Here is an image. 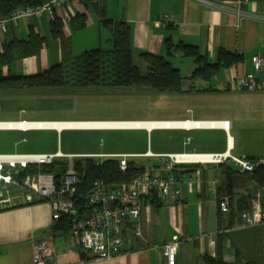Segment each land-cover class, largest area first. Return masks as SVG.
Instances as JSON below:
<instances>
[{
    "label": "crops",
    "instance_id": "0c3cea01",
    "mask_svg": "<svg viewBox=\"0 0 264 264\" xmlns=\"http://www.w3.org/2000/svg\"><path fill=\"white\" fill-rule=\"evenodd\" d=\"M215 3L216 0H105V11L108 18L122 20L130 25L133 53L148 51L162 54L163 39L171 37L174 43L181 40L196 45L210 61H213L219 48L242 54L240 62L219 71L218 84L214 86L226 89L217 94H232L235 106L233 116L216 110L213 112L214 118L201 117V120H228V128L190 127L187 130H199V135L203 137L199 138L200 150L196 153L225 152L236 157L262 158L264 87L248 92L235 90L226 84L232 76L252 70V57L256 53L264 56V20L250 17L236 25L233 15L217 8ZM67 5L71 16L82 11L88 14L85 28L70 34L67 25L63 27L64 34L71 37L73 53L101 47L103 42L109 41L110 33L100 26L94 11L86 9L78 0H68ZM242 7L251 13L264 15V0H248ZM58 13L62 15V10L58 9ZM164 14L172 17V25H156V21ZM49 22L50 16L45 14L23 18L9 24L7 31L0 34V45L13 36L25 38L31 27L46 38V45L37 58L27 57L16 62L19 65L17 69L22 73H34L39 67L44 70L51 62L59 61V42L50 38ZM5 70L6 67H3ZM263 75L264 70L259 76ZM195 117L190 119L195 120ZM169 129L187 131L176 127ZM186 137L190 140L184 143V139L183 145H188L193 139L191 135ZM147 152L143 157H154L145 155ZM178 152L181 151H168ZM160 164V158L156 161H149L148 158L145 163L150 166ZM184 169L178 168L180 198L175 203L160 199L159 203L143 208L140 233L134 234L131 227H126L123 244L114 249L112 256L107 259H92L90 252L81 249L72 234L53 235L51 208L46 202L1 210L0 264H33L36 245L43 240L53 245L54 264H167L162 247L174 233L178 234L174 264H208L204 256L214 257L216 251L221 249L216 236L223 232L229 234L223 243L219 241L223 244L222 260L225 263L264 264L263 222L226 228L225 216L228 212L221 213L220 221L217 220V164H198L186 173ZM255 194L264 196V187L261 191L257 187Z\"/></svg>",
    "mask_w": 264,
    "mask_h": 264
},
{
    "label": "trees",
    "instance_id": "16d2710c",
    "mask_svg": "<svg viewBox=\"0 0 264 264\" xmlns=\"http://www.w3.org/2000/svg\"><path fill=\"white\" fill-rule=\"evenodd\" d=\"M47 1L48 0H0V14L6 15L18 6H38ZM78 1L82 3L86 9L94 11L98 16L100 26L110 33L109 41L107 42L109 48L98 46L74 54L71 37L64 34L63 27L64 25H67L70 34L85 28L88 21V14L86 11L76 12L66 21L61 17L58 11H54L53 15L50 16L49 36L52 40L59 42V61L44 70H37L34 73L24 74L22 72H13L12 65L15 62L27 57L37 58L40 55L42 48L46 45V38L38 32H35L31 27L25 38H17L13 36L9 40H4L1 43L0 89L29 91L40 88H62L68 90L73 89V91L90 89L94 90V92L88 93L90 98H99L107 95L114 96V98H117L116 96H122V99H124V96L136 97L138 93L139 95H143L147 92L158 94L164 92L194 90L197 93L217 94L226 91V89L214 87L210 84L211 79L215 77L220 70L233 66L243 59L242 54L219 48L215 53L213 61H210L206 53H202L196 45L181 40L174 43L171 37H165L162 42V54H153L148 51L138 52L137 56L143 62L145 68L143 71L132 62L133 50L131 46L130 25L125 21L113 20L107 17L105 0ZM178 56L192 58L195 67L191 72L189 80L192 81L197 79L200 82H204L203 84H200V86H196L192 82L185 84L186 79L182 76L180 69L173 66L171 61V59ZM3 67H6L5 71H3ZM127 107H129L127 104L122 105L123 109L112 117L100 115L95 116L94 118H76L69 120H134L135 118L129 114ZM201 113L202 111L200 110L195 111L196 117L193 119L201 120ZM160 119L184 120L190 119V117ZM17 120H24V118ZM35 120L53 121L67 119ZM39 130L52 131L55 135V139L58 141V136L60 137L61 133L66 130L84 131L100 129H62L58 132L55 129ZM138 130L144 132V138L136 143L131 142L130 147H142V145H145L144 150L104 152L140 155L126 157L125 170L120 169V156L117 155L103 157L77 156L72 158V168L76 173L75 198L77 207L81 206L85 209H89V205L86 203V194L91 190L94 182L100 181L102 187L107 190L116 189L122 184L130 183L134 178L141 175L145 169L144 165L138 163L133 158L143 157L144 153L148 150L154 154L160 152L152 151L147 148L145 138L147 137L148 132L145 129ZM153 130L154 129L150 130L149 133ZM25 140V138H22V141ZM191 152L195 151L187 153ZM178 153H182V151ZM246 159L253 162V167L250 171H242L239 165L232 161L217 164L218 183L215 188L216 199L219 201L221 198L227 197L230 203V209L225 216L226 228L237 227L240 223L241 213L250 209L252 199L256 197L259 198L262 210L264 211V196L261 194L260 196H257L253 189V185L255 184L259 191L264 187V163H256V160L259 159L256 157H246ZM68 163L69 161L66 157H60L55 159L51 164H44L42 169L44 171L52 172L57 181ZM197 165L198 164L194 163L177 164L172 169V173L177 180L180 175L178 168H185L183 172L186 173L191 171ZM159 200L160 199L157 195L153 193L152 195L147 196L144 199V202H148V204L152 205L159 203ZM217 208V220L220 221V217L222 216L221 213L223 212L219 210L218 206ZM73 217L74 214H62L52 223V234H71ZM216 237L221 249L216 251L214 257L204 256L205 261L208 264H227L222 260L223 244H220L219 241L223 243L225 239L229 237V234L224 232L218 233Z\"/></svg>",
    "mask_w": 264,
    "mask_h": 264
},
{
    "label": "built area",
    "instance_id": "2783aa9c",
    "mask_svg": "<svg viewBox=\"0 0 264 264\" xmlns=\"http://www.w3.org/2000/svg\"><path fill=\"white\" fill-rule=\"evenodd\" d=\"M68 0H48L38 6L26 5L12 9L8 14H0V34L7 31L8 25L23 18H33L42 14L51 16L58 8L62 10L61 17L66 21L71 17ZM248 0H216L215 6L219 9L230 12L235 24L240 25L246 18H257L264 20V15H257L243 9L242 4ZM59 6V7H58ZM173 24L169 15H162L156 21L158 26ZM264 70V56L256 53L252 57V70L241 75H234L227 82V86L235 90L255 91L264 87V75L259 76ZM22 121L24 120H16ZM13 120H0V130H39L48 129L45 127H24L14 126ZM191 127H216L228 128L229 121L219 120H196ZM206 123V124H204ZM223 123V124H222ZM173 128V127H172ZM180 128V127H176ZM182 127L180 129H189ZM70 129V128H69ZM73 129V128H71ZM87 129V128H76ZM186 137L184 143H188ZM59 141V136H58ZM187 153V152H182ZM182 153H158L150 151L145 155L160 158L161 164L144 165V172L134 178L130 183L122 184L116 189L107 190L102 187L100 181L94 182L93 187L86 194V203L89 209L76 206V173L72 168V158L77 156H120L119 166L121 170L126 169V157L139 156L126 153H78L65 154L59 149L50 152H0V209L25 206L39 202H46L51 208V219L54 222L62 214H74L71 234L77 238L81 249L91 254L95 260L107 259L112 256L114 249L123 244V232L131 227L134 234L140 233V215L145 207H149L144 199L155 193L159 199L169 203H175L181 196V190L172 169L177 164H218L232 161L239 165L240 169L250 171L253 162L245 156L236 157L228 153H208L209 160L205 161H184L179 160L177 155ZM195 153V152H191ZM199 154V153H198ZM207 154V153H200ZM67 158L69 163L61 172L59 179L52 172L44 171L42 166L51 164L57 158ZM256 163H264V157L256 160ZM30 169V170H28ZM221 212H228L230 209L229 200L226 197L218 201ZM264 221L258 197L252 199L248 211L240 215V223L237 227L252 226ZM178 234L174 233L171 238L163 244V255L167 264L175 262V244ZM53 245L50 241L43 240L36 245L33 256V264H54Z\"/></svg>",
    "mask_w": 264,
    "mask_h": 264
},
{
    "label": "rangeland",
    "instance_id": "374dc122",
    "mask_svg": "<svg viewBox=\"0 0 264 264\" xmlns=\"http://www.w3.org/2000/svg\"><path fill=\"white\" fill-rule=\"evenodd\" d=\"M105 33L107 31L103 30ZM102 48H109L107 43H102ZM81 52V51H80ZM77 52L74 54H78ZM135 52V51H134ZM133 53L132 62L135 66L144 71L143 62ZM173 66L178 67L182 76L189 82L200 86L204 82L197 79L189 80L192 70L195 67L191 57H175L171 59ZM54 64L53 62L50 65ZM47 65L44 68H48ZM41 66V65H40ZM19 65L15 62L12 65L13 72L18 70ZM43 67H39L38 70ZM220 72L210 81V84L217 86ZM207 85V84H205ZM185 86V85H184ZM94 92L90 89H62V88H40L36 90H14L0 89V120H26L35 119H83L94 118L95 116L112 117L120 110L122 105L127 104L129 114L134 120H154L160 118H183L194 117L195 111L206 112L200 116L213 117V112H227L233 116L234 102L232 94H207L197 93L194 90L182 92L149 93L134 96L89 97L88 93ZM128 95V94H124ZM232 107V108H230ZM211 112V113H209ZM199 130H176L167 128H155L147 133L146 147L152 151H199L198 143ZM186 135L193 137L188 145H183ZM25 138V141H22ZM144 138V132L138 129H100L73 131L66 130L61 133L59 141L50 130H30L22 132L19 130H0V152H50L60 150L62 153H94L101 152H124L144 150L142 147H130L131 142L136 143ZM199 139V140H198ZM194 147V148H192ZM119 154V153H116ZM144 156V155H143ZM156 161L157 157H134L138 163L145 165L148 161ZM161 158V157H160Z\"/></svg>",
    "mask_w": 264,
    "mask_h": 264
},
{
    "label": "bare ground",
    "instance_id": "6f19581e",
    "mask_svg": "<svg viewBox=\"0 0 264 264\" xmlns=\"http://www.w3.org/2000/svg\"><path fill=\"white\" fill-rule=\"evenodd\" d=\"M196 120L184 119V120H53V121H42V120H25L16 121L12 124L14 126L24 127H47L53 129L63 128H104V127H136L140 126L150 130L157 128H170V127H191L196 124ZM206 124V123H204ZM223 124V123H222ZM179 160L184 161H205L209 160L210 155L198 154V153H182L177 155Z\"/></svg>",
    "mask_w": 264,
    "mask_h": 264
},
{
    "label": "water",
    "instance_id": "95a60500",
    "mask_svg": "<svg viewBox=\"0 0 264 264\" xmlns=\"http://www.w3.org/2000/svg\"><path fill=\"white\" fill-rule=\"evenodd\" d=\"M152 128H157V127H152ZM170 128H172V127H170ZM48 129H50V128H48ZM51 129H53V128H51ZM63 129H69V128H63ZM87 129H145L147 132H149V129L143 128V127H140V126H136V127H104V128L87 127ZM55 130L58 132L60 129H55ZM253 189H254V193H256V189H257V185L256 184L253 185Z\"/></svg>",
    "mask_w": 264,
    "mask_h": 264
},
{
    "label": "clouds",
    "instance_id": "9594fccd",
    "mask_svg": "<svg viewBox=\"0 0 264 264\" xmlns=\"http://www.w3.org/2000/svg\"><path fill=\"white\" fill-rule=\"evenodd\" d=\"M168 129V128H167Z\"/></svg>",
    "mask_w": 264,
    "mask_h": 264
}]
</instances>
